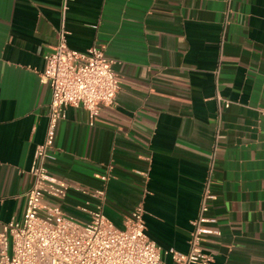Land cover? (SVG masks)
I'll return each instance as SVG.
<instances>
[{"label":"crops","instance_id":"crops-1","mask_svg":"<svg viewBox=\"0 0 264 264\" xmlns=\"http://www.w3.org/2000/svg\"><path fill=\"white\" fill-rule=\"evenodd\" d=\"M61 2L0 0V232L23 216L44 140L50 90L40 74ZM63 31L69 48L98 47L115 62L120 89L93 126L83 109L65 110L49 172L104 190L118 229L141 204L147 237L172 264L164 252H188L212 163L221 235L205 236L203 251L211 264H264V0H73ZM86 201L99 204L71 189L61 206L87 222Z\"/></svg>","mask_w":264,"mask_h":264},{"label":"built area","instance_id":"built-area-1","mask_svg":"<svg viewBox=\"0 0 264 264\" xmlns=\"http://www.w3.org/2000/svg\"><path fill=\"white\" fill-rule=\"evenodd\" d=\"M73 0H62V25L57 44L44 55L45 67L40 82L50 90L47 125L43 142L36 146L26 191L25 210L20 220H11L0 232V264H166L160 248L146 235L144 210L137 205L125 218L122 229L104 215V190L88 192L52 175L47 164L54 162L57 127L69 107L83 109L93 126L100 106H112L120 89L114 72L115 62L103 50L91 47L86 52L69 48L64 38V13ZM217 73V72H216ZM220 103L222 98L216 96ZM224 107L230 106L224 101ZM264 115V112H263ZM212 163L203 184L197 217L186 254L169 249L172 264H211L212 256L201 246L205 236L219 237L217 218L211 210L216 196L211 189ZM109 175L101 177L108 181ZM73 189L99 201L90 210L86 201L78 209L87 222L67 213L61 206Z\"/></svg>","mask_w":264,"mask_h":264}]
</instances>
